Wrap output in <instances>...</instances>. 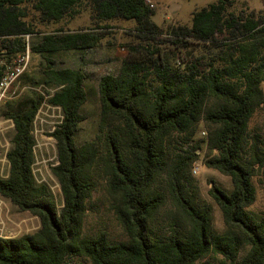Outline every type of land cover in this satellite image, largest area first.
<instances>
[{
	"label": "trees",
	"instance_id": "16d2710c",
	"mask_svg": "<svg viewBox=\"0 0 264 264\" xmlns=\"http://www.w3.org/2000/svg\"><path fill=\"white\" fill-rule=\"evenodd\" d=\"M234 4L216 0L195 11L191 26L169 28L167 43L160 41L164 30L147 0H0L4 58L11 62L28 47L41 55L46 83L57 88L49 102L63 114L52 134L58 161L53 174L63 196L59 209L50 187L34 174V120L44 97L32 90L0 111L15 123L10 174L0 177V197L40 220L34 234L0 236V264H197L211 256L221 264H264V214L249 210L257 200L254 180L264 172L262 142H250L249 128L264 102V17L236 13ZM30 5L46 24L83 5L98 24L136 23L137 40L127 46L120 70L100 80L92 140H77L86 120V77L81 70L56 69L54 58L95 49L102 35L58 29L30 46L26 37L36 33L28 21ZM194 46L201 54H183ZM5 69L0 67V82ZM202 124L211 153L207 167L233 183L231 193L217 185L210 191L223 213V233L214 229L212 209L200 203L192 184L201 149L193 143ZM102 187L126 240L114 241L106 229H87ZM168 198L179 218L158 233L155 221ZM245 247L250 249L242 257Z\"/></svg>",
	"mask_w": 264,
	"mask_h": 264
},
{
	"label": "rangeland",
	"instance_id": "374dc122",
	"mask_svg": "<svg viewBox=\"0 0 264 264\" xmlns=\"http://www.w3.org/2000/svg\"><path fill=\"white\" fill-rule=\"evenodd\" d=\"M154 5L156 15L153 21L159 25L164 34L160 37L161 42H167L169 39L168 30L173 25L191 26L193 13L204 7H207L216 0H150ZM29 17L28 21L34 25L35 34L26 37L27 42L33 45L39 39L41 34L53 33L58 29L67 31L96 29L101 35L102 40L100 45L92 50L83 52L69 51L57 55L55 60L56 69H75L81 70L86 77V92L87 102L83 108V114L86 117L82 125L81 131L77 136L79 143L94 139L99 123L100 100H99V83L103 76L108 74H117L121 68L124 58L127 55V46L137 40V32L135 30L136 23L133 21L115 20L109 23H96L92 19V12L86 5L77 9L76 14L68 16L59 23H41L39 16L32 9V5L28 6ZM232 11L236 13L245 12L246 14L255 13L258 16L264 17V0H235ZM101 27V28H100ZM168 43V42H167ZM169 46L177 53L176 47L172 44ZM189 51L182 50L183 54L191 52L199 55L200 49L198 46L191 47ZM30 52V63L25 73V78L22 87L38 88L45 86L44 91L52 96L57 88L52 84L46 83L45 74L48 70V65L45 59L39 54ZM18 57V56H17ZM17 57L8 62L1 52L0 45V67L12 64ZM264 94V84L261 86ZM32 89V88H31ZM28 89L24 95L28 94ZM60 112L51 106H45L41 113L40 119L36 126V149L34 174L41 184H47L57 202L59 209L63 205V196L60 184L53 174V167L57 164V146L56 140L52 136L54 127L59 123L61 118ZM250 142L258 139L262 142L264 151V102L255 112L250 122ZM204 132L206 134H204ZM14 135L13 131H8L6 137L11 141ZM0 139H2L0 137ZM199 142L201 149L198 150V160L194 165L199 167L198 174L193 175V188L197 192L200 203L203 206H209L212 209L214 229L223 233L227 230L223 213L210 191L213 185H217L227 193L233 190L232 179L218 170L207 167L206 161L211 155L208 149V129L202 124L194 138V143ZM0 152H2L0 148ZM2 156L0 155V158ZM264 172L259 178H255L254 183L257 188V200L249 209L256 214H264V191L263 184ZM106 193L102 187L95 195L90 206V213L87 223L88 231H97L106 229L110 232L114 241L126 240L120 224L115 219L109 203L106 199ZM5 203L3 209L0 210V227L4 226L5 236L21 237L26 234H34L40 229V220L28 212L20 211L18 207L12 204L9 200L2 199ZM179 218L177 211L173 206L172 201L168 198L162 212L157 216L155 221V229L158 233H164L174 219ZM249 247H245L242 252L244 257ZM220 257L211 256L197 264H221ZM83 264H89L84 261Z\"/></svg>",
	"mask_w": 264,
	"mask_h": 264
},
{
	"label": "built area",
	"instance_id": "2783aa9c",
	"mask_svg": "<svg viewBox=\"0 0 264 264\" xmlns=\"http://www.w3.org/2000/svg\"><path fill=\"white\" fill-rule=\"evenodd\" d=\"M147 4L150 5L151 8H154V5L151 3L150 0H147ZM29 63H30V52H29V47H28L27 52L25 54L19 55L12 64L6 65L5 72L0 82V111L5 104H7L8 102L18 100L20 97L24 95L26 90L32 88L31 90L38 92L44 97V100L39 109V112L34 120V134H35L37 122L40 119V113L45 106H51L52 108L59 110L60 112L59 117L61 118V120L63 118V114H62L61 107L53 106L50 104L49 100L51 96L48 95L44 91L45 86L42 85L38 88L22 87L21 78L26 73ZM56 126L54 127L53 132L55 131ZM14 130H15V123L12 119H3L0 117V137L2 138L0 139V148L2 150V152H0V155L2 156L0 158V177L3 179H6L9 177L10 168H11V165L8 159V153L11 149L12 142L7 139L6 134L8 131L14 132ZM204 134L206 133L204 132ZM36 146H35V149H36ZM57 164H58V161H57ZM199 170H200L199 167H195L194 173L198 174ZM2 199L3 198L0 197V210H2L3 206L5 205ZM4 232H5L4 226H1L0 227L1 237L15 238V237H10V236H5Z\"/></svg>",
	"mask_w": 264,
	"mask_h": 264
}]
</instances>
